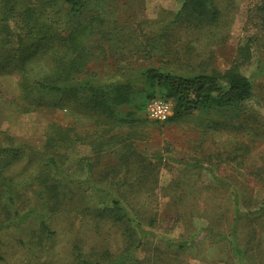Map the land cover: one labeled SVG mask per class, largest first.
<instances>
[{
	"label": "rangeland",
	"instance_id": "1",
	"mask_svg": "<svg viewBox=\"0 0 264 264\" xmlns=\"http://www.w3.org/2000/svg\"><path fill=\"white\" fill-rule=\"evenodd\" d=\"M14 1L34 16L0 32V148L19 149L0 156V264H264V0H213L215 23L165 32L167 13L184 0H108L121 29L111 31L108 45L118 53L89 63L94 76L129 78L150 67L215 73L237 65L256 94L243 111L202 109L164 122L126 105L120 117L132 115L110 127L37 86L51 81V50L62 55L59 44L48 54L26 53L25 63L9 59L31 24L52 27L66 17L61 0L54 7ZM109 30L95 26L87 42ZM49 156L60 162L61 178L101 181L80 187L83 198L51 216L35 191L42 183L29 185ZM112 198L134 223L96 216ZM36 206L41 212L29 211Z\"/></svg>",
	"mask_w": 264,
	"mask_h": 264
},
{
	"label": "trees",
	"instance_id": "2",
	"mask_svg": "<svg viewBox=\"0 0 264 264\" xmlns=\"http://www.w3.org/2000/svg\"><path fill=\"white\" fill-rule=\"evenodd\" d=\"M34 1L32 4H35ZM39 1H42L44 6L50 7L56 6L59 2V0H37L36 2ZM108 7H111L108 0H61V8L58 10L66 15L65 20H59L60 22L55 20L52 27L48 24H31L24 38L18 39V47H15L12 54L8 55L9 59L17 63H25L28 58L26 53L48 54L49 46L53 49L59 44L63 49L62 55L51 50L53 63L50 70L51 81L37 82V86L47 91L59 92L65 98L72 99L97 116L96 122L103 127H110L120 121L124 122L132 115L129 112L125 118H121L119 109L123 106L136 104V111H143L150 100L158 97L159 92L160 97L170 99L174 103L173 115L169 119L181 118L202 109L223 110L236 107L243 111L246 104L256 99L254 83L247 75L240 72L237 65H233L224 72L215 73H183L161 67H150L129 78L122 76L119 79L102 80L94 76L95 73L88 68L89 63L108 60L118 53L115 44L108 45L114 40L111 31L121 33L117 22L111 19V11ZM33 16L31 6L23 8L22 4L14 0H1L0 32H3L4 28L8 29L11 20L19 17L31 21ZM219 16L220 10L213 0H184L178 10H170L167 13V22L165 27L163 26V31L167 29L171 31L176 26L196 27L215 23ZM37 20L38 18L35 21ZM97 25L103 28L108 26L110 30L108 34L103 31L102 39L93 44L91 33ZM50 28L57 31L50 32ZM89 38L91 39L87 42ZM29 40L31 42L28 44L24 42ZM255 46V39L251 38L253 55H256L253 50ZM18 152V148H0V156ZM42 171H44L43 174L39 175L36 181L32 179L33 182L29 185L34 186L35 182L42 183L43 187H38L35 191L39 190V195L43 196L41 198L43 201L41 199L38 201L45 206L47 209L45 212L48 214L63 209L71 200L83 198L79 194L80 187L83 190L98 188L101 183L98 180L77 181L61 178L64 177V171L60 162L53 156L48 157ZM108 201H110L109 204L104 202L102 206L97 207V217L113 219L127 226L130 222L134 223L122 200L112 198ZM36 207L37 210L31 208L29 211L34 214L41 212V208ZM45 212H43L44 216L40 215L42 217L40 221L43 229L47 230L48 214ZM4 227V224L0 226V228ZM131 227L135 230V227ZM236 249L238 250V247ZM126 259V262L131 260L130 254Z\"/></svg>",
	"mask_w": 264,
	"mask_h": 264
},
{
	"label": "built area",
	"instance_id": "3",
	"mask_svg": "<svg viewBox=\"0 0 264 264\" xmlns=\"http://www.w3.org/2000/svg\"><path fill=\"white\" fill-rule=\"evenodd\" d=\"M174 103L164 97H156L149 101L146 113L149 119L164 122L173 115Z\"/></svg>",
	"mask_w": 264,
	"mask_h": 264
}]
</instances>
